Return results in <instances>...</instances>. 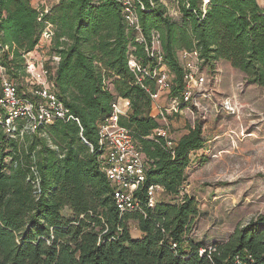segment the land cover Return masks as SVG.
<instances>
[{
  "label": "trees",
  "instance_id": "trees-1",
  "mask_svg": "<svg viewBox=\"0 0 264 264\" xmlns=\"http://www.w3.org/2000/svg\"><path fill=\"white\" fill-rule=\"evenodd\" d=\"M131 2L139 33L128 26L120 0H50L42 7L0 0L2 75L27 97L25 56L47 33L42 50L57 59L46 67L49 88L71 117L21 136L24 122L13 134L0 123V264H231L235 255L264 262V215L224 244L189 237L198 210L184 187L189 171L207 162L198 153L209 140L199 123L168 138L171 148L156 135L163 123L151 114L149 95L157 88L148 76L156 64L145 52L156 34L171 99L183 90L180 53H196L199 68L227 62L264 92V9L255 0H208L204 7L201 0ZM129 58L144 69L141 84L128 70ZM115 104L125 111L118 124L145 164V181L133 194L139 211L117 210L101 170L98 129ZM152 185L161 192L147 208ZM210 246L209 260L199 255Z\"/></svg>",
  "mask_w": 264,
  "mask_h": 264
},
{
  "label": "rangeland",
  "instance_id": "rangeland-1",
  "mask_svg": "<svg viewBox=\"0 0 264 264\" xmlns=\"http://www.w3.org/2000/svg\"><path fill=\"white\" fill-rule=\"evenodd\" d=\"M49 1L30 0L34 7ZM47 40L32 58L51 69L53 59L42 50ZM199 73L205 79L202 92L196 90L192 102L179 114L166 113L167 135L175 141L199 123L209 140L198 153L207 162L189 171L184 187L198 210L189 237L208 246L226 243L237 229L264 215V92L246 84L245 77L224 61L217 62L213 70L202 67ZM170 100L169 94L162 93L156 107L164 111Z\"/></svg>",
  "mask_w": 264,
  "mask_h": 264
},
{
  "label": "built area",
  "instance_id": "built-area-1",
  "mask_svg": "<svg viewBox=\"0 0 264 264\" xmlns=\"http://www.w3.org/2000/svg\"><path fill=\"white\" fill-rule=\"evenodd\" d=\"M122 2L125 20L130 28L139 33L137 16L132 7L131 0H120ZM137 1V0H136ZM204 7L208 0H201ZM47 33H43L42 40L46 41ZM140 41H143L140 37ZM145 52L148 57L154 59L155 66L148 71V76L156 83V92L150 94L152 101V116H157L163 123L162 129L156 132L158 137L164 138L166 147L171 148L172 142L168 140L167 114H177L180 105L188 106L193 98L194 92H202L205 79L199 74V66L196 53H180L179 58L185 64V76L183 78V90L179 98L170 100L169 107L162 111L156 107L162 93L168 94L170 90V76L164 66H161V52L158 37L153 34L145 45ZM57 59L53 58V63ZM128 70L135 76L138 84L142 83L144 69L133 58L127 61ZM51 71V70H50ZM50 71L35 62L32 53L25 56V82L28 85L24 97L17 90V85L5 78L2 74L4 70L0 67V123L6 134H13L16 131V122L22 121L24 125L19 131L21 136L24 132H36L40 126L51 124L55 120H64L67 111L57 100L56 96L49 88ZM123 108L119 104L112 105L111 113L107 119L100 124L98 129L99 145L102 151V172L106 179L114 188V202L119 212L139 211L140 205L134 199V192L145 181V164L143 157L130 136L129 132L119 126L118 120L124 114ZM180 113V112H179ZM161 192L158 186H148L146 189V206L153 208L157 195ZM215 251L213 247H208L205 251L200 250L199 255L206 254L208 260ZM213 264V263H212ZM231 264H258L250 255H235ZM259 264H264L261 262Z\"/></svg>",
  "mask_w": 264,
  "mask_h": 264
},
{
  "label": "crops",
  "instance_id": "crops-1",
  "mask_svg": "<svg viewBox=\"0 0 264 264\" xmlns=\"http://www.w3.org/2000/svg\"><path fill=\"white\" fill-rule=\"evenodd\" d=\"M255 1H256L257 5H258L260 8L264 9V0H255ZM32 6H33V5H32ZM151 114H154V112L152 111Z\"/></svg>",
  "mask_w": 264,
  "mask_h": 264
}]
</instances>
